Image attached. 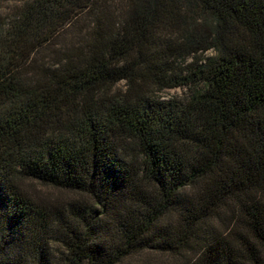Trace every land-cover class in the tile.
I'll return each instance as SVG.
<instances>
[{
    "label": "trees",
    "instance_id": "16d2710c",
    "mask_svg": "<svg viewBox=\"0 0 264 264\" xmlns=\"http://www.w3.org/2000/svg\"><path fill=\"white\" fill-rule=\"evenodd\" d=\"M4 3L0 264H264V0Z\"/></svg>",
    "mask_w": 264,
    "mask_h": 264
},
{
    "label": "rangeland",
    "instance_id": "374dc122",
    "mask_svg": "<svg viewBox=\"0 0 264 264\" xmlns=\"http://www.w3.org/2000/svg\"><path fill=\"white\" fill-rule=\"evenodd\" d=\"M12 3H4L0 7V14L5 15L6 18L10 14V8ZM87 24L86 21H83L80 26H84ZM65 42V39H61L60 42ZM67 40V39H66ZM70 40V39H69ZM51 52H43L41 55L37 56V60L47 62V56ZM211 53H206L204 56H209ZM203 58V57H202ZM192 60V59H191ZM128 91V83L125 81L120 82L113 89L114 94H122ZM153 95L160 100L169 101V100H182L185 98L188 90L186 88H174V89H163L159 90L157 88H152L150 90ZM22 186L24 190L29 193L31 197L36 199L37 201H43L45 203H64L68 202L71 199L76 198V194L71 192H67L64 190L56 189L50 186L42 185L38 182L26 180L22 182ZM77 197H79L77 195ZM171 264L169 258L167 256H160L156 254L144 253L137 256H134L127 260L125 264Z\"/></svg>",
    "mask_w": 264,
    "mask_h": 264
}]
</instances>
